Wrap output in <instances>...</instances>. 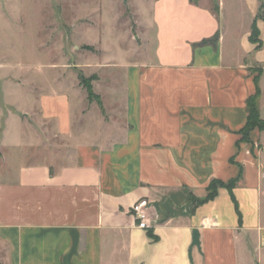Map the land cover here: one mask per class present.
<instances>
[{
	"label": "crops",
	"instance_id": "obj_1",
	"mask_svg": "<svg viewBox=\"0 0 264 264\" xmlns=\"http://www.w3.org/2000/svg\"><path fill=\"white\" fill-rule=\"evenodd\" d=\"M260 4L146 0L152 56L121 78L95 65L100 104L65 82L2 95L0 264H264V157L241 140ZM250 139L264 150V130ZM212 180H236L237 206L225 187L199 202ZM140 198L146 229L130 214Z\"/></svg>",
	"mask_w": 264,
	"mask_h": 264
},
{
	"label": "rangeland",
	"instance_id": "obj_2",
	"mask_svg": "<svg viewBox=\"0 0 264 264\" xmlns=\"http://www.w3.org/2000/svg\"><path fill=\"white\" fill-rule=\"evenodd\" d=\"M144 2L0 0V67L5 63L0 68V98L8 93L15 99L26 97L27 89L38 99L60 92L64 82L86 91L104 73L95 65L107 62L117 66L115 78L124 77L126 66L120 65L146 62L152 56V32L139 23ZM259 18L264 19V6ZM259 30L258 60L264 55V29ZM251 73L258 79L259 101L262 91L264 104V65L253 66ZM100 86L105 87L103 82ZM243 142L248 153L264 157L259 142Z\"/></svg>",
	"mask_w": 264,
	"mask_h": 264
},
{
	"label": "trees",
	"instance_id": "obj_3",
	"mask_svg": "<svg viewBox=\"0 0 264 264\" xmlns=\"http://www.w3.org/2000/svg\"><path fill=\"white\" fill-rule=\"evenodd\" d=\"M260 1V10L262 9V7L264 6V0H259ZM257 18H259V14L257 15ZM250 40L253 43H260V39H259V30L256 26V20L253 21L252 26H251V33H250ZM218 40V34H215L213 37L211 38H207V39H203L201 40L198 45H215L216 41ZM254 81H255V85H256V90L254 92V94L250 95L247 98L246 104L249 110V114L247 116V121L246 124L244 125V127L241 129V135L242 138L241 140H247L249 142H251L250 139V133L251 131H253L254 129H257L258 131H263L264 130V120L260 117L259 114V98H260V89L258 86V79L256 77H254ZM86 92H87V98L88 100L92 101V100H96L99 104H100V100L99 97L97 95H94L92 92V88L90 85L86 86ZM239 177H237L238 179ZM236 180H231L227 183H224L222 181L219 180H212L208 186V194L205 197V199L200 200L199 202L202 203L204 201L210 200L212 199L217 192V188L218 187H225L227 188V190L231 193V197L235 203V206H237L236 201L233 197L232 194V188L235 185Z\"/></svg>",
	"mask_w": 264,
	"mask_h": 264
},
{
	"label": "built area",
	"instance_id": "obj_4",
	"mask_svg": "<svg viewBox=\"0 0 264 264\" xmlns=\"http://www.w3.org/2000/svg\"><path fill=\"white\" fill-rule=\"evenodd\" d=\"M148 201L145 198L137 199L130 207V214L132 215L136 227L146 229L149 227L148 221Z\"/></svg>",
	"mask_w": 264,
	"mask_h": 264
},
{
	"label": "water",
	"instance_id": "obj_5",
	"mask_svg": "<svg viewBox=\"0 0 264 264\" xmlns=\"http://www.w3.org/2000/svg\"><path fill=\"white\" fill-rule=\"evenodd\" d=\"M124 3H126V0H124Z\"/></svg>",
	"mask_w": 264,
	"mask_h": 264
}]
</instances>
